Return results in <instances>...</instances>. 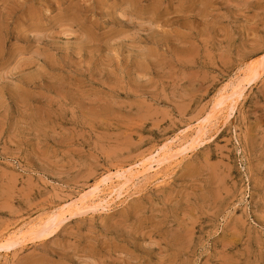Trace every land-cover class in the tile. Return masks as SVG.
<instances>
[{"label": "rangeland", "instance_id": "rangeland-1", "mask_svg": "<svg viewBox=\"0 0 264 264\" xmlns=\"http://www.w3.org/2000/svg\"><path fill=\"white\" fill-rule=\"evenodd\" d=\"M263 55L264 0H0V245L215 117L0 264H264V71L214 110Z\"/></svg>", "mask_w": 264, "mask_h": 264}, {"label": "bare ground", "instance_id": "bare-ground-1", "mask_svg": "<svg viewBox=\"0 0 264 264\" xmlns=\"http://www.w3.org/2000/svg\"><path fill=\"white\" fill-rule=\"evenodd\" d=\"M263 71L264 55L257 61L251 63L248 69V74L232 86L233 89L231 92L229 91L228 95L225 94L218 98V101L214 105V110L216 112L220 111L221 108H224L227 105L231 113H234L236 109L235 103L239 101L242 93L247 88L246 82L250 79H256ZM213 115L206 116L207 118H204L201 121L198 127L195 128L189 136V138L193 136L191 139H187L186 137H179L176 139L174 137L175 140L170 141L168 144H165L158 149L154 158L152 157L140 165L132 166L129 169L119 170L115 176L112 175L106 179L104 187L96 186L91 188V190L83 194L78 201L69 204L67 206L68 209L52 214L44 223L36 225L27 233L23 234V236L11 237L12 240H9L4 245H0V247L9 248L18 244L20 241H23L28 236H31L32 238H40L51 234V232L56 230L60 224L68 218L66 217V211L69 213H80L86 207L99 211L110 210L115 201L117 199L121 200L122 197L124 198L126 193L129 192V189L135 187L142 177L144 178L146 175L153 173L165 164H174L176 160L183 157L189 150H193L199 146L208 133L209 126L212 124L211 118L213 117L211 116ZM160 177L162 176L157 175V178L155 179L159 180Z\"/></svg>", "mask_w": 264, "mask_h": 264}]
</instances>
